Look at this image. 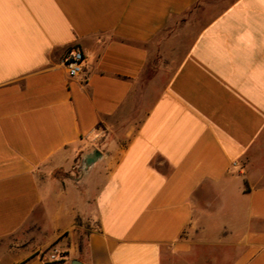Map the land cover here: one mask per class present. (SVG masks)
Segmentation results:
<instances>
[{"label": "crops", "instance_id": "0c3cea01", "mask_svg": "<svg viewBox=\"0 0 264 264\" xmlns=\"http://www.w3.org/2000/svg\"><path fill=\"white\" fill-rule=\"evenodd\" d=\"M0 264H264V0H0Z\"/></svg>", "mask_w": 264, "mask_h": 264}, {"label": "built area", "instance_id": "2783aa9c", "mask_svg": "<svg viewBox=\"0 0 264 264\" xmlns=\"http://www.w3.org/2000/svg\"><path fill=\"white\" fill-rule=\"evenodd\" d=\"M84 60L85 58L81 51H73L68 55L65 60V65L71 78L78 77L83 72ZM62 258V253L54 249L48 254L46 262H59Z\"/></svg>", "mask_w": 264, "mask_h": 264}, {"label": "rangeland", "instance_id": "374dc122", "mask_svg": "<svg viewBox=\"0 0 264 264\" xmlns=\"http://www.w3.org/2000/svg\"><path fill=\"white\" fill-rule=\"evenodd\" d=\"M51 251H52V249H51ZM44 253H49V251L47 250V251H44Z\"/></svg>", "mask_w": 264, "mask_h": 264}]
</instances>
